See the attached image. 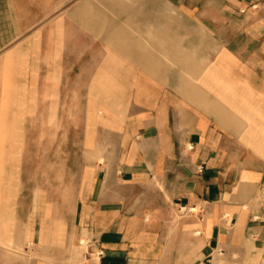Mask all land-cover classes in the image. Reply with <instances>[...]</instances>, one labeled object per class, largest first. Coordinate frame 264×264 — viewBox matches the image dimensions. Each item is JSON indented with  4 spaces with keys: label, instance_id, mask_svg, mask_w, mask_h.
<instances>
[{
    "label": "crops",
    "instance_id": "crops-1",
    "mask_svg": "<svg viewBox=\"0 0 264 264\" xmlns=\"http://www.w3.org/2000/svg\"><path fill=\"white\" fill-rule=\"evenodd\" d=\"M94 49L117 117L44 213L29 83ZM81 241L103 257L72 262ZM29 246L30 264H264V0H0V251Z\"/></svg>",
    "mask_w": 264,
    "mask_h": 264
},
{
    "label": "rangeland",
    "instance_id": "rangeland-1",
    "mask_svg": "<svg viewBox=\"0 0 264 264\" xmlns=\"http://www.w3.org/2000/svg\"><path fill=\"white\" fill-rule=\"evenodd\" d=\"M46 38L50 35H45L44 42L48 43ZM92 59L91 66L83 65L78 56L76 65H67V59L66 64L45 65L44 80L29 83L31 89L37 84L39 93L43 90V98H29L28 186L29 193L35 190L37 182L41 187L44 213L52 199L58 200L61 208L67 203V185L72 181L68 177L71 172L78 174L85 164L83 155L98 147L94 139L101 125L117 117L116 99L111 92L116 83L102 79L114 80L115 67L98 64V49L92 50ZM89 73L91 82L87 80ZM75 181L77 185V177ZM32 211L35 213L36 209ZM5 251L12 257L5 258L4 251H0V264H20L11 249ZM28 254L30 264L33 261L30 246ZM78 257L83 263V255L76 249L68 258L73 262Z\"/></svg>",
    "mask_w": 264,
    "mask_h": 264
},
{
    "label": "built area",
    "instance_id": "built-area-1",
    "mask_svg": "<svg viewBox=\"0 0 264 264\" xmlns=\"http://www.w3.org/2000/svg\"><path fill=\"white\" fill-rule=\"evenodd\" d=\"M80 246L83 248V260L88 261L91 258L99 259L103 257L104 251L97 246L95 242L81 241Z\"/></svg>",
    "mask_w": 264,
    "mask_h": 264
}]
</instances>
